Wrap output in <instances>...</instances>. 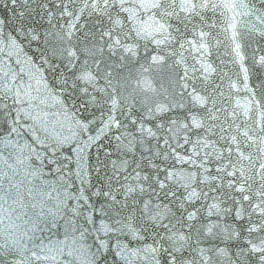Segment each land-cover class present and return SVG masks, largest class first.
Wrapping results in <instances>:
<instances>
[{"label": "snow or ice", "instance_id": "obj_1", "mask_svg": "<svg viewBox=\"0 0 264 264\" xmlns=\"http://www.w3.org/2000/svg\"><path fill=\"white\" fill-rule=\"evenodd\" d=\"M0 264H264V0H0Z\"/></svg>", "mask_w": 264, "mask_h": 264}]
</instances>
